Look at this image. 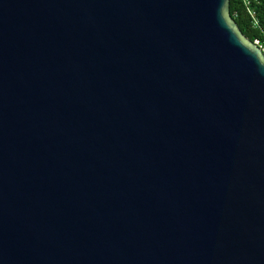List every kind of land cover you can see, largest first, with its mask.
<instances>
[{
	"label": "water",
	"instance_id": "obj_1",
	"mask_svg": "<svg viewBox=\"0 0 264 264\" xmlns=\"http://www.w3.org/2000/svg\"><path fill=\"white\" fill-rule=\"evenodd\" d=\"M229 0H0V264H264V55Z\"/></svg>",
	"mask_w": 264,
	"mask_h": 264
},
{
	"label": "trees",
	"instance_id": "obj_2",
	"mask_svg": "<svg viewBox=\"0 0 264 264\" xmlns=\"http://www.w3.org/2000/svg\"><path fill=\"white\" fill-rule=\"evenodd\" d=\"M229 0L231 19L249 41H264V0Z\"/></svg>",
	"mask_w": 264,
	"mask_h": 264
},
{
	"label": "built area",
	"instance_id": "obj_3",
	"mask_svg": "<svg viewBox=\"0 0 264 264\" xmlns=\"http://www.w3.org/2000/svg\"><path fill=\"white\" fill-rule=\"evenodd\" d=\"M245 3L247 4L248 1L245 0ZM252 43H253L254 45H256V46L259 48V50L261 51V53L264 55V41L261 42V41L255 40V41H253Z\"/></svg>",
	"mask_w": 264,
	"mask_h": 264
}]
</instances>
